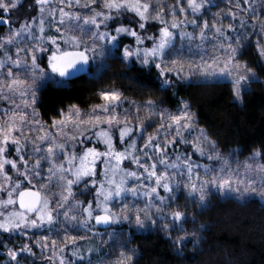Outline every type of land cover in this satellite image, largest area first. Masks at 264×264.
<instances>
[{"label":"snow or ice","instance_id":"snow-or-ice-1","mask_svg":"<svg viewBox=\"0 0 264 264\" xmlns=\"http://www.w3.org/2000/svg\"><path fill=\"white\" fill-rule=\"evenodd\" d=\"M25 2L0 0L5 264L28 257L34 264V248L44 264H138L131 229L176 233L179 252L197 235L189 203L202 210L213 192L264 201V145L233 160L199 126L189 100L173 109L155 98L181 86L229 84L243 102L257 80L241 59L253 37L264 61V0H31L34 14L13 19ZM117 63L123 69L113 73ZM111 76L134 79L143 95L130 99L112 84L88 107L70 102L48 119L38 108L49 85Z\"/></svg>","mask_w":264,"mask_h":264},{"label":"trees","instance_id":"trees-1","mask_svg":"<svg viewBox=\"0 0 264 264\" xmlns=\"http://www.w3.org/2000/svg\"><path fill=\"white\" fill-rule=\"evenodd\" d=\"M30 2L26 0L12 18L23 19L34 14L28 12ZM241 59L249 63L258 78L244 94L243 102L235 101L229 84L181 86L175 96L171 91L158 92L155 98L164 99V106L173 109L181 99L189 100L197 113L199 126L207 129L219 149L236 150L238 156L244 158L264 145V67L253 49L242 51ZM122 69L123 65L117 63L111 71L119 73ZM130 75L135 76V73ZM112 84H122L130 99L143 95L134 79L111 76L104 83H94L83 77L74 79L64 88L49 85L40 96L38 108L48 119L70 102L88 107L98 88ZM193 213L196 214L197 235L190 237L179 252L160 232L134 234L130 246L138 249V264H264V203L256 198L239 202L211 196L202 210L189 209V216ZM13 239L16 245L23 242L19 237ZM193 239L197 240L196 245L191 243ZM34 251L37 252L35 248ZM27 262L22 260L21 264Z\"/></svg>","mask_w":264,"mask_h":264},{"label":"rangeland","instance_id":"rangeland-1","mask_svg":"<svg viewBox=\"0 0 264 264\" xmlns=\"http://www.w3.org/2000/svg\"><path fill=\"white\" fill-rule=\"evenodd\" d=\"M168 3H172V0H168ZM222 7H223V4L221 5ZM214 11H215V9H214ZM3 30V26H0V31H2ZM189 30H191V29H189ZM255 37H253L252 38V40H253V43H251V44H249L246 48H244L242 51H244L245 49H253V51L256 53V50H255V43H254V41H255ZM262 42H264V40H262ZM256 55H257V57H258V54L256 53ZM258 60H259V62H260V64L264 67V61H261L260 60V58L258 57ZM258 79V78H257ZM236 102H239V101H237V100H235ZM226 156L227 155H229V153H234V155L232 156V159L233 160H235V159H239V160H244L246 157H244V158H242V157H240V156H238V154H237V151L236 150H230V151H225V152H223ZM248 157V156H247ZM178 196H179V203L181 204V205H183V204H185L186 203V199H185V194L183 193V191H181V192H179L178 193ZM211 196H216V197H219V198H221V199H223V198H230V197H226V196H221L219 193H216V192H213L210 196H209V199H210V197ZM78 199H80L79 198V196H78ZM231 199H234V200H236V201H239V202H243V201H245V200H247V199H244V200H238V199H236V198H231ZM250 199V198H249ZM256 199H258L260 202H262V203H264V201H261L259 198H256ZM208 202H209V200H208ZM208 204V203H207ZM188 208L189 209H195V210H200V209H196V208H194V206L191 204V203H189L188 204ZM191 224L189 223L188 225H186V227H188V229L191 231V230H193V227H191L190 226ZM113 227H115L117 230H119L120 228H121V226L120 225H115V226H113ZM123 228L125 229V232L127 233L128 231H129V229H128V226L127 225H123ZM196 229V228H195ZM109 230H111V229H109ZM131 231L134 233V234H136V233H142V232H152V231H157V232H160V233H162L166 238H168V235L165 233V232H163V231H161L160 229H159V227H157V228H155V229H152L151 227H149V229L148 230H140V231H137V230H135V229H131ZM173 235V238L172 239H169L173 244H174V238H175V236H176V233H173L172 234ZM191 237V236H190ZM189 237V238H190ZM106 238V237H105ZM19 240V239H18ZM189 240V239H188ZM194 240V239H193ZM191 240V243L192 244H194V245H196L197 244V240ZM14 241V239L12 240V243L13 244H16V240H15V242H13ZM186 242V241H185ZM184 242V243H185ZM11 246V245H10ZM174 246H177V245H175L174 244ZM131 247V246H130ZM35 250L37 251L36 253H37V255H36V257H35V260H34V263L35 264H44V261H43V259H42V256H41V254H40V249H38V248H35ZM0 251H2V249H0ZM5 260H6V257H4V256H0V264H5ZM27 263L28 264H31V263H33V258H31V257H28L27 258Z\"/></svg>","mask_w":264,"mask_h":264},{"label":"water","instance_id":"water-1","mask_svg":"<svg viewBox=\"0 0 264 264\" xmlns=\"http://www.w3.org/2000/svg\"><path fill=\"white\" fill-rule=\"evenodd\" d=\"M98 228H99L100 231L104 230V226H98Z\"/></svg>","mask_w":264,"mask_h":264}]
</instances>
